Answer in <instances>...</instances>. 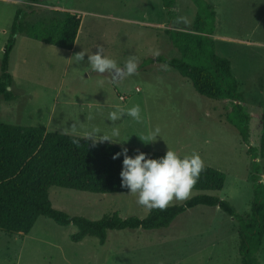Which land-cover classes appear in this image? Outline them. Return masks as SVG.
Here are the masks:
<instances>
[{"label": "rangeland", "instance_id": "obj_1", "mask_svg": "<svg viewBox=\"0 0 264 264\" xmlns=\"http://www.w3.org/2000/svg\"><path fill=\"white\" fill-rule=\"evenodd\" d=\"M207 1L215 11V51L229 59L250 116L246 143L225 120L229 101L197 93L188 78L154 60L179 56L165 29L191 30L192 0H174L169 15L161 0H0V61L17 8L27 11L31 24L61 11L81 18L71 51L16 36L8 69L13 98L0 95V122L199 161L225 173L220 190L205 192L249 213L255 161L264 183V0ZM115 67L124 74L111 81ZM48 191L53 207L93 219L114 211L144 217L154 206L201 193L161 185L111 193L59 186ZM236 229L217 206L196 205L166 228L108 230L100 244L90 236L73 241L74 225L39 216L27 234L0 231V264H239ZM257 256L264 264V235Z\"/></svg>", "mask_w": 264, "mask_h": 264}, {"label": "trees", "instance_id": "obj_2", "mask_svg": "<svg viewBox=\"0 0 264 264\" xmlns=\"http://www.w3.org/2000/svg\"><path fill=\"white\" fill-rule=\"evenodd\" d=\"M36 1V0H33ZM167 15L174 0H161ZM195 14L191 30L165 29L179 56L154 57L188 78L194 90L211 99L229 101L225 120L246 143L249 137V113L243 106L238 81L231 73L230 61L215 51L211 35L215 31V11L207 0H192ZM28 13L20 7L15 11L3 46L0 61V95L13 98L10 54L16 36L31 38L69 50L73 47L81 25L76 13L61 11L46 23L26 20ZM264 142L262 127L261 145ZM248 145V144H247ZM251 158H257L253 146H247ZM255 161L253 196L250 212L240 214L218 195L225 173L199 161L161 151L116 145L86 137L48 131L41 125H19L0 122V231L27 234L39 216L56 224H72L73 241L90 236L103 244L107 231L113 229L145 230L166 228L177 215L196 205L217 206L237 224L239 264H260L257 252L264 235V183ZM151 185L177 186L201 191L179 204L157 205L144 217H122L116 211L93 219L81 214L71 215L52 206L49 187L59 186L93 193L123 192Z\"/></svg>", "mask_w": 264, "mask_h": 264}, {"label": "water", "instance_id": "obj_3", "mask_svg": "<svg viewBox=\"0 0 264 264\" xmlns=\"http://www.w3.org/2000/svg\"><path fill=\"white\" fill-rule=\"evenodd\" d=\"M110 72V79L111 81H117L122 74H124V68L122 67H115L109 70Z\"/></svg>", "mask_w": 264, "mask_h": 264}, {"label": "crops", "instance_id": "obj_4", "mask_svg": "<svg viewBox=\"0 0 264 264\" xmlns=\"http://www.w3.org/2000/svg\"><path fill=\"white\" fill-rule=\"evenodd\" d=\"M27 36V35H26ZM29 37V36H28ZM31 38V37H30ZM32 39H34V38H32ZM35 40H37V39H35ZM76 38H75V41H74V44H73V47L71 48V49H69V51H71L73 48H74V45L76 44ZM39 41H41V40H39ZM15 43H16V41H15ZM119 98H120V96H119Z\"/></svg>", "mask_w": 264, "mask_h": 264}]
</instances>
